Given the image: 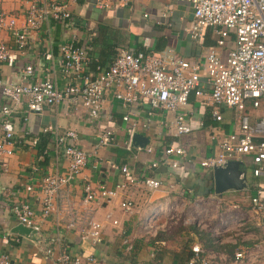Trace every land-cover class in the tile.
I'll return each mask as SVG.
<instances>
[{
	"label": "crops",
	"instance_id": "crops-1",
	"mask_svg": "<svg viewBox=\"0 0 264 264\" xmlns=\"http://www.w3.org/2000/svg\"><path fill=\"white\" fill-rule=\"evenodd\" d=\"M105 1L108 7H100L98 0L73 3L70 19L61 22L48 18L41 29L27 34L24 49L16 47L10 31H3L2 36L12 49L10 60L3 66L4 78L20 81V71L31 64L34 75L30 82L51 77L58 86H65L68 78L59 63L60 47L69 41L81 44L92 60L106 67L121 49L158 54L172 47L182 57L197 62L216 47L226 58L231 44L218 47L211 27L204 28L199 39L185 30L194 19V7L188 1L131 0L129 6L121 0ZM2 5L22 28L29 0H2ZM190 100L186 110L195 118L191 133L177 135L171 124L175 113L159 111L152 116L149 129L137 131L148 138L147 145L132 149L125 145L130 131L122 116L130 114L134 119L146 120L144 102L127 107L109 91L98 118L74 99L47 105L42 112L33 114L28 113L24 102L12 117L16 151L6 167H0V254H9L13 264H187L189 253L193 254L192 246L199 243L207 250L205 254L212 255L211 264H229L236 251L253 249L262 227L249 204L248 189L216 194L213 170L202 166V160L219 147L213 136L219 134L221 139L230 132L239 115L223 109L224 119L216 121L210 107L200 106L194 95ZM8 103L11 101L0 92V105ZM263 113V107L252 111L253 120ZM199 121L204 122L203 127ZM48 126L57 127L60 134L75 130L79 146L91 156L79 177L63 188L55 210L43 216L44 177L65 175L69 165L63 153L54 150L55 135L45 130ZM104 129L113 130L116 140L101 146L98 136ZM35 138L39 139L36 146L32 143ZM169 144L187 150L185 155L173 156L181 162L178 167L167 160L165 147ZM153 162H158V166L152 167ZM123 165H128L140 181L117 188L125 181ZM248 173L250 182L264 183V177ZM149 176L161 178L162 185L151 188L143 184L142 179ZM87 182L105 184L117 193L109 200L85 202ZM128 201L133 204L131 210L122 205ZM23 202L35 210L34 218L40 227L38 240L14 231L20 223L13 208ZM222 220L230 226L218 233ZM237 220L243 225H233ZM91 221L101 225L100 242L84 237ZM65 253L70 255L67 262L62 260Z\"/></svg>",
	"mask_w": 264,
	"mask_h": 264
},
{
	"label": "built area",
	"instance_id": "built-area-1",
	"mask_svg": "<svg viewBox=\"0 0 264 264\" xmlns=\"http://www.w3.org/2000/svg\"><path fill=\"white\" fill-rule=\"evenodd\" d=\"M80 1L29 0L25 23L19 28L16 25L17 18L3 8L0 0V92L11 101L0 105V116L3 117L0 133L1 168L6 167L8 158L16 151L17 139L12 117L24 102L28 104V113L33 114L42 112L47 105L74 99L81 101L92 117L98 118L105 95L112 91L114 97L127 107L139 102H144L147 107L146 120L134 119L130 114L122 116L129 125L130 138L125 142L128 149L133 148L134 133L149 129L152 116L159 111L175 113L171 124L177 135L191 133L195 118L186 108L192 95L199 100L200 106L211 108V115L216 121L224 119L223 109L234 111L239 115L237 126L234 122L232 130L221 139L219 134L213 136L219 147L216 152L202 160V166L213 170L216 166H224L230 160H241L247 173L250 171L256 178L264 177V115L253 120L251 114L254 110L264 108V0H183L194 7V19L185 30L194 39H199L204 28L211 27L218 47L224 48L231 44L226 58H222L216 47H212L197 62L182 57L172 47L158 54L121 49L109 66H98L97 72L92 76L87 73L92 56L76 41H69L60 47L59 63L68 78L65 86H58L51 77L30 82L29 78L34 75L31 64L20 71V81H7L2 72L4 64L11 58L12 49L2 32L10 31L16 47L24 49L30 31L41 29L48 18L61 22L70 19L71 5ZM130 1L121 0L124 6H129ZM97 3L100 7L109 6L105 0H98ZM164 123L165 126H170L168 122L162 121ZM198 124L204 126L203 121ZM45 130L55 135L54 150L62 152L69 161L67 174L47 175L43 179L42 214L48 216L55 210V201L63 188L79 177L91 155L79 146L78 133L75 130L68 129L61 134L57 127L48 126ZM98 137L101 146L116 140L114 131L110 129H104ZM38 141V138L33 139V145H38ZM148 149L152 150L151 147ZM186 152L181 145L169 144L165 147L167 160L170 159L169 162L174 167H178L181 162L179 158L173 159V156L185 155ZM151 166H158V162H153ZM121 171L125 181L118 184L117 188L135 185L140 181L128 165H123ZM142 182L151 188H158L163 183L161 178L151 176L145 177ZM248 191L247 198L260 221L262 235L258 234L259 242L253 249L236 251L229 264H264V183L251 182ZM116 193V190L102 183L94 185L87 182L84 185L85 202L109 200ZM122 205L129 210L133 207L130 201L123 202ZM13 211L19 223L40 229L34 218L35 210L30 203L17 204ZM90 224L91 228L85 232L84 237L100 242L101 225L94 221ZM70 225L73 226V222ZM219 225L218 233L224 227L230 226L225 220ZM233 225L240 227L243 223L237 220V224ZM206 252L202 245L194 244L193 254L188 258L187 264H211L212 255L209 257ZM62 260L67 262L70 255L65 253ZM78 260L76 261L79 262ZM0 264H13L10 255L1 253Z\"/></svg>",
	"mask_w": 264,
	"mask_h": 264
},
{
	"label": "water",
	"instance_id": "water-1",
	"mask_svg": "<svg viewBox=\"0 0 264 264\" xmlns=\"http://www.w3.org/2000/svg\"><path fill=\"white\" fill-rule=\"evenodd\" d=\"M148 143V138L139 132H135L132 137V147H145ZM241 160H230L224 166L214 167L212 173L214 178V187L216 194H222L229 190H246L250 188V180L247 171L242 167ZM14 231L38 240L36 234L38 230L28 227L24 224H19L14 228Z\"/></svg>",
	"mask_w": 264,
	"mask_h": 264
},
{
	"label": "trees",
	"instance_id": "trees-1",
	"mask_svg": "<svg viewBox=\"0 0 264 264\" xmlns=\"http://www.w3.org/2000/svg\"><path fill=\"white\" fill-rule=\"evenodd\" d=\"M78 45H81V44H79L78 43ZM98 66H102L103 68H105L106 66H104L103 64H101L100 62H98V61H96L95 59H93L89 64H88V67H87V73L89 74V75H94L97 71V67ZM89 69H91V70H89ZM206 125V124H205ZM192 228H194V229H196L197 230V228L195 227V226H193ZM191 253H189V256H188V258H190L191 257ZM187 258V259H188Z\"/></svg>",
	"mask_w": 264,
	"mask_h": 264
},
{
	"label": "rangeland",
	"instance_id": "rangeland-1",
	"mask_svg": "<svg viewBox=\"0 0 264 264\" xmlns=\"http://www.w3.org/2000/svg\"><path fill=\"white\" fill-rule=\"evenodd\" d=\"M249 202V201H248ZM249 204H250V202H249Z\"/></svg>",
	"mask_w": 264,
	"mask_h": 264
}]
</instances>
